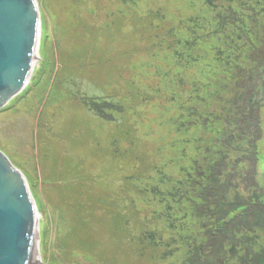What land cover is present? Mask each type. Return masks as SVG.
<instances>
[{
	"label": "rangeland",
	"instance_id": "1",
	"mask_svg": "<svg viewBox=\"0 0 264 264\" xmlns=\"http://www.w3.org/2000/svg\"><path fill=\"white\" fill-rule=\"evenodd\" d=\"M36 2L44 30L31 87L0 112V149L47 212L37 264H163L153 252L170 238V264H264L261 211L221 219L214 192L199 219L196 199L183 196L193 174L216 180L219 151L225 205L248 191L264 205V0H222L215 10L205 0ZM236 13L251 23L247 34L232 31ZM231 48L244 50L235 68ZM243 70H256L251 81L233 79ZM240 87L252 95V120L232 116ZM105 102L115 106L108 116ZM122 216L133 237L143 221L154 236L118 235ZM249 222L261 224L241 228ZM208 226L229 233L209 259L188 242L205 243Z\"/></svg>",
	"mask_w": 264,
	"mask_h": 264
},
{
	"label": "water",
	"instance_id": "2",
	"mask_svg": "<svg viewBox=\"0 0 264 264\" xmlns=\"http://www.w3.org/2000/svg\"><path fill=\"white\" fill-rule=\"evenodd\" d=\"M37 20L30 0H0V107L24 82L34 39L31 26ZM4 160L0 157V264H26L32 231L29 193Z\"/></svg>",
	"mask_w": 264,
	"mask_h": 264
},
{
	"label": "trees",
	"instance_id": "3",
	"mask_svg": "<svg viewBox=\"0 0 264 264\" xmlns=\"http://www.w3.org/2000/svg\"><path fill=\"white\" fill-rule=\"evenodd\" d=\"M222 0H205V5L208 7V8H211V9H214L216 8V4L218 2H221ZM232 8L230 7V10ZM236 16H238V13H236ZM239 18V27H238V32L239 33H246L245 32V29L249 27V23L247 22V20L244 18V17H241V16H238ZM145 19V17H143ZM147 18V17H146ZM160 20H158L159 22ZM155 22V19L154 18H150L148 20V23L149 24H152ZM236 23H237V20H236ZM250 31V30H248ZM247 31V32H248ZM247 34V33H246ZM261 46L264 47V42L261 44ZM263 51L262 54L264 56V49H262ZM244 51V50H243ZM242 50L240 49H237V48H231L230 49V52H228L227 54V58H231L233 61H234V64H233V67L235 68V59L237 56V54L239 53H242L243 52ZM243 73H245V70L242 71ZM250 74H253L255 71H252V70H248L246 71L245 74L249 73ZM243 75V76H246V75ZM242 78V77H241ZM243 87H248L247 85L243 86ZM243 87H240L239 90H238V95L236 96V98L234 99L233 103H232V107H231V113H232V116L233 118H247V120H252L250 118V116L253 115V113L249 110V108L253 107L254 104H253V101H252V95L249 94V90L246 89V88H243ZM245 111H247L249 115L245 114ZM181 117V116H180ZM249 117V118H248ZM253 122V121H251ZM180 124V123H179ZM238 126L240 128H242V126L239 124V122H237ZM249 126H247L244 130V134L247 133V128ZM239 129V128H237ZM234 134H239L238 132L234 131ZM229 141V139H228ZM242 144H244L246 147H251L253 145V140L252 141H246V142H242ZM228 147V146H226ZM217 155H218V158L217 160L214 162L213 166H214V170L210 173L211 176L215 177L216 180H210V182L208 184H203L202 182L200 183L198 181V178L195 176V174L191 175V180H190V184H186L187 186V190L184 191V194L183 196H186L187 195H192V197L196 200H193L192 203H193V208L196 209V216L199 218V219H202L203 218V214L206 213V211L200 206L201 204H204L207 202V196L206 195H212L214 192L217 196V199H218V202L219 201H223L224 200V187H223V184L221 183V181L219 180V178L221 177V170H220V167L222 166L223 164V161L221 162V159H220V153L217 152ZM220 161V163H216ZM218 172L220 173L219 175ZM224 173V172H223ZM205 185H207V188L204 187ZM210 186V187H209ZM219 191L222 192V196L221 195V192L219 193ZM247 197H241L239 196L237 199H235L237 202H236V206H240V205H245L247 202H249V204L246 205L245 208H255V205H253L251 202H252V197L254 194H250V192L248 191L247 192ZM220 197V198H219ZM260 208V206H259ZM245 213V212H244ZM230 214V213H229ZM228 214V215H229ZM123 221H121V226L119 227H123V230L121 231H116V233L118 235L120 234H123V231H125L131 238L130 240H132L133 242L135 243H138V242H141L142 240H145V238H148L149 236L150 237H153V233H152V230L150 231L149 228H148V224L143 221L141 223V228H142V236H139V237H133L131 235V233L133 232L131 229L132 227L130 228L129 225L131 224L130 223V217H124ZM220 217L221 219L223 218V215L220 214ZM242 218V217H241ZM240 218V219H241ZM125 222H127L126 224H124ZM129 222V223H128ZM258 225H256L257 227ZM118 227V228H119ZM213 229V226H208V231L209 230H212ZM217 232V233H216ZM219 232L221 235H223V232L224 230H221L219 229ZM209 233V232H208ZM192 234V232H191ZM190 234V238L193 237L192 235ZM229 234V233H228ZM225 235V237H223V240L221 243H225L226 242V237L228 236ZM217 235V236H216ZM217 238L219 239L220 238V235L218 234V231L216 230V227L211 231V234H210V240H217ZM188 242H192L194 245V247L192 248V252L197 255V257H204L206 258V254H207V249L204 247V245L202 244L201 241H197V239L194 237L192 239H190V241ZM174 240L173 239H167L164 243H162L160 245V248L158 249L156 247V250L153 252V255H158V258L160 256L161 260L163 261V264H170V260L173 258V254L175 252H173V249H171V247L174 245ZM170 250L169 254H167L168 252V249ZM223 248V245L219 246L218 247V250H219V253L221 252V249ZM146 258H147V253L145 254ZM139 257L142 259L144 258V254L143 256L142 255H139ZM168 260V262H167ZM194 260H197L194 259ZM158 260L156 259L155 260V263H157Z\"/></svg>",
	"mask_w": 264,
	"mask_h": 264
},
{
	"label": "bare ground",
	"instance_id": "4",
	"mask_svg": "<svg viewBox=\"0 0 264 264\" xmlns=\"http://www.w3.org/2000/svg\"><path fill=\"white\" fill-rule=\"evenodd\" d=\"M30 1L33 4V7H34V10H35V13H36V9H37V6H38L37 2H36V0H30ZM37 10H38L37 15H39V10L40 9H37ZM38 18H39V20L36 21V25L33 26V27L31 26V32L33 31L31 35H32V38H33V35H34V39L32 41L30 60H29V64H28V67H27V71H26V75H25V78H24V82L19 85L18 91L16 90L17 92L12 94L7 99L8 101H10L12 98H14L16 96V94L21 90V88L24 87V85H27L31 69H33L36 57L38 55L37 49L39 47V42H40V41L38 42V37L40 36L39 33L43 34V30H44V21H43L44 17L42 19V17L38 16ZM46 29H48V31H49V27H46ZM47 54H48V56H50L49 49L47 50ZM0 157L4 160V158L1 155H0ZM5 162L9 165V163L7 161H5ZM17 174L19 175L18 172H17ZM20 178H21L22 184H24L26 186V189H27V183L23 180V178L21 176H20ZM29 192L31 193V195L33 197V200L37 203L38 200L36 199L35 195L33 194L32 188H29ZM29 200H30V208H31V211H32V213H31V227H32V231H31L30 238H29V241H28L26 264H37L39 262L38 251H39V248H40L38 246V244L40 246H42L41 241H39L42 238L41 232H42L43 226L45 227L44 223H46L48 227H49V223H48L47 212H46V214H44V212H43V215H42L40 213V211L38 210L39 208H37L38 206L34 205V202L32 201V198H30V195H29ZM39 200H40V198H39ZM44 208L46 210L45 206H44Z\"/></svg>",
	"mask_w": 264,
	"mask_h": 264
}]
</instances>
